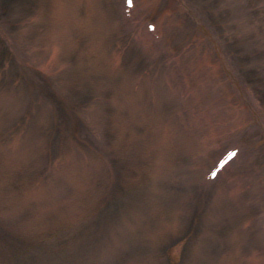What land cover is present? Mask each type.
Wrapping results in <instances>:
<instances>
[{
  "label": "rangeland",
  "instance_id": "rangeland-1",
  "mask_svg": "<svg viewBox=\"0 0 264 264\" xmlns=\"http://www.w3.org/2000/svg\"><path fill=\"white\" fill-rule=\"evenodd\" d=\"M119 1L0 0V86L7 85L6 92L0 88V264H170L165 261V257H168L170 248L176 246L177 239H186L183 236L188 237L194 254L199 253L202 245L204 251L200 252L202 257L197 256L200 257L198 262L191 255L188 257L187 252L184 255L180 253L182 259L178 264H230L231 261H228L227 256H222V252H231L237 260L242 261L248 254L261 253L259 245L249 243L255 236L252 230L247 232L248 239H244L248 244L237 237L238 244H233L232 237H227L228 241L225 242L217 240V247L210 242L221 236L224 238L220 230L222 226L233 227L232 231L236 232L234 229L238 226L235 218L240 215L238 211L243 205L223 215V219L219 212L227 211L233 205L236 207L239 198L233 201L236 204L229 197L211 200L215 210L219 208L215 215H219L221 220H206L205 223L203 220L208 209H204L200 200L214 197L218 191L223 194L227 186L233 185L232 181L237 175L242 184L245 181L249 183V179L253 181L254 172L263 178L264 154L254 153L253 158L244 162L253 169V175L246 173L244 164L228 163L216 169L221 174L218 179L216 177L211 182L205 176L200 178V189L196 190L193 179L190 183L186 181L185 185V169L181 167L183 157L180 154L179 157L176 154V160H172L173 168L152 162L153 156L159 153L155 152L156 149L152 148L154 152L148 149L147 143L153 140L149 139V133L153 132L150 135L154 137L155 122L146 127L135 113L139 105L131 112L120 105V99L114 96V83L109 81L115 79L109 67L106 68L109 76L107 81L100 82L98 79V73L104 71V63L110 65L114 52L119 53L121 59L125 57V60L134 56V44L127 45L125 37L112 27L118 19L123 25ZM157 1L160 6L156 10H149L139 2L131 10L137 13L139 19L142 15L151 16L152 22L159 23L163 18L160 32H165L167 36L164 45L176 49L179 43L185 47L192 41L191 34L197 30L190 28L191 16L186 11L188 6L192 11H199V22H202L203 28L206 27L210 34L211 31L213 34L219 33L216 41L219 46L225 47L228 46L226 43L231 42L229 45L237 49L236 65L241 68L233 75L225 74L228 79L223 85L221 96H218L220 100L211 105L213 110L227 116L226 108L231 106L236 109L239 102H243L239 99L240 93L236 86H246L247 89L251 87L250 78H254L255 86V78L264 80V67L261 69L262 65H258L259 60L264 58V0H240V4L237 3L239 0ZM164 7L167 11L172 7L177 13L169 10L167 18L161 16ZM58 9L63 11L61 16L55 11ZM178 19L185 22L180 33H176L178 23H182ZM242 41H248L245 45L250 47H241ZM250 49L253 54L249 53ZM162 54L168 57L166 52ZM196 56L194 60L199 64ZM131 68L134 69V66ZM142 68L148 73L149 68ZM194 70H197L196 67ZM127 74L133 75L132 72ZM124 88L120 92L125 98L129 87L127 90ZM146 91L151 90L147 87ZM131 92L138 93L134 89ZM136 101L140 106L142 101L145 102L141 97H137ZM108 103L112 104L110 108ZM103 104L108 109H104ZM66 107L70 112L64 114L62 109ZM57 108L60 109L58 114ZM105 110H110L109 113L113 112L116 117H109L110 114ZM141 110L151 118L155 114L147 110L146 106H142ZM171 111L164 115L169 117ZM244 116L243 124L239 123L238 128L226 126L222 131L225 134L230 131L231 136L240 135L241 142L246 144L252 137L259 139L262 133L257 129L260 128L258 123L253 121V115ZM236 117L233 115L231 122H236ZM163 118L160 116L155 121L161 124ZM125 119L131 121L124 124ZM18 126L22 128L17 131ZM96 130L102 131L103 136H99ZM145 130L148 137L143 139ZM226 136L223 138L228 140L229 135ZM195 142L194 145L198 146L199 140ZM219 145L216 149H207L212 159L228 143ZM246 145L251 147L250 144ZM14 148L16 151L20 149V153L9 155ZM191 152H188L189 156L184 162L189 161L187 168L190 171L211 161L205 153L199 158ZM219 157L213 166H209L210 169L215 167ZM165 158L170 160V157ZM54 159L63 161L55 164ZM209 168H204V174ZM72 170L78 175L77 181L70 174ZM234 171H237V175ZM247 176L248 179H245ZM229 177H233L232 181ZM50 183L53 189L47 190L48 193L42 198L44 186L49 187ZM34 185L41 187V191H37L41 197L35 191H26ZM109 187L113 188V193L108 191ZM200 190L206 198L200 195L192 197L197 202L195 210L198 215V220L193 221V215H186L178 208L191 200L187 193L193 194ZM19 204L27 207L18 210ZM198 209L203 216L198 213ZM248 213L254 215L253 212ZM31 214L34 218L30 220ZM27 215L32 224L31 233L36 235L33 240H38L40 246H44L42 240L48 235L51 241L58 238L54 242V252L44 251L42 256L38 254L37 263L32 261L33 254H27L28 249L36 243H28L22 233L27 227L24 223ZM107 215L112 219L111 224L103 226L101 217ZM46 218L50 223H46ZM94 223L99 227L96 228ZM214 226H220L218 231L211 229L215 238L206 240L199 234ZM86 227H91L88 238L76 240L87 232ZM236 246L243 252L236 255ZM45 247L47 245L43 247L44 250ZM75 254L81 258L77 259Z\"/></svg>",
  "mask_w": 264,
  "mask_h": 264
},
{
  "label": "bare ground",
  "instance_id": "bare-ground-1",
  "mask_svg": "<svg viewBox=\"0 0 264 264\" xmlns=\"http://www.w3.org/2000/svg\"><path fill=\"white\" fill-rule=\"evenodd\" d=\"M138 1L140 4H143L149 10L153 8L156 10L158 6H160V4H158L159 1L157 0H133L134 7L137 6ZM124 2H126V0L119 1V3L121 4L120 10L122 11V13L121 12L120 13L122 14V20H123L122 24L123 25L121 26V23L118 19L116 20L115 25H112V27L113 29L115 30L118 29L120 31L119 34L125 37V43L127 45L130 46L131 44H134V49H133L134 56L132 55L130 57V60H125V57H122L121 59V56L119 55V53L117 54L114 52V55L112 56V59L109 62L110 65L108 66L107 63H104L105 64L104 71L103 72L101 71L102 73H98L100 74L98 79L101 80L100 82H102L103 80L107 81L109 76H108V72L106 68L109 67L110 72H112L115 78L114 80L111 79L109 81L111 82V84L114 83V86H113L115 87L113 90L114 96L115 98L120 99L119 100V103L121 102L120 105H122L123 107H127L129 111L133 110L134 107H137V105H139L138 108H140L139 109L140 111L138 112L137 110L138 108L137 109L134 108L136 110L135 113L138 114V117H140V120L142 121L143 125H146V127L148 126V124H152L155 122L154 127H153V129L155 130L154 137L150 135V133L153 134V132H150V130H148L150 132L149 139H153V140L152 141L150 140L147 143L148 149L149 148L150 150L156 149V151L153 150V152L155 151L159 153L157 155L155 153L156 157L153 156L152 162H155L154 164L159 165V166H168L170 168H173L171 167L172 160H176L177 157H175V155L178 154L177 156L179 157V154H180L181 157H183L182 162H181V167L185 169V174L183 176L185 185H186V181L190 183L191 180L193 179V181L195 182V185H197L196 190H198L200 189L199 179L202 178L203 176H206L204 174V170H205L204 168H209L210 165L213 166L218 156L219 155L221 156L222 154L224 155V153L227 152V150L231 152L234 149H237L234 153H232L233 160H234L232 164H236L239 166L240 165L242 166L243 164L245 165L244 162L247 161L248 158H253L254 149H256V152L258 151L260 155L264 154V152L262 151L264 149V80L260 79V77H259V80L258 78L257 79L255 78V82H256L255 83L256 86H255L254 78L253 80L252 78H250L249 85L251 87L247 89H246V86L245 87L241 85L236 86L237 83H235L238 93H240V95H238L239 99L240 101H243V102L241 104L240 102L239 104L237 103L239 107H236V109L230 108L231 106L226 108L227 116L223 112L222 113L216 112L211 107L213 103L219 102L220 100L218 96H221V90L223 89V85L226 83L228 79L226 78L225 74L233 75L238 72L239 68H241L240 65L238 64L236 65V63H238L237 62L238 60H236L238 58L236 57V54L238 53V51L237 49H234L233 47H231L232 45H229V43L231 42L226 43V45L228 46H225V47L219 46L216 42L217 36L219 33L212 34L211 32L210 34V32L208 31L206 27L204 28L202 27V24L198 21V17L194 15V11H190L192 9L186 6L187 8L186 11H188V13L191 16V19L189 21L190 28L192 30L194 29L197 30L195 33L192 32L193 35L191 34L192 41L185 47H183L182 44L179 43L176 46V49L172 46L164 45L167 43L166 41H164L165 37H167L165 32L161 33L159 37L156 35L155 32L154 34L151 32L150 33L147 32L148 30L146 29V25H145L146 23H144L141 19H139V17L137 16V13L135 12L133 13L132 10H130V7H131L130 5L128 6V9H127ZM237 3L240 4L242 2H240L239 0L237 1ZM182 5L184 6V3H182ZM189 6H191V4H189ZM233 8H237V6L236 7L234 6ZM165 9L166 7H164V9L162 10L163 14H161V16L163 15L166 18L170 14L169 10L173 11V13L175 11L172 7H170L168 11ZM125 10L126 11L129 10V12L128 11L123 12ZM55 11H58L60 16L63 13L61 9H58ZM176 13L177 11H175V14ZM53 16L55 17V14ZM160 20H159V23H157V25L159 27H162L160 25L164 22V20L163 18H161ZM178 20L179 22H182V23H178L179 26L177 28L176 33L183 32L182 30H180V28L185 25V22L182 19H178ZM200 26L202 28H198ZM247 42L242 41L241 47L242 46L247 47V48L250 47V46L245 45L247 44ZM165 52L167 53L168 57H165L162 54V53L165 54ZM197 53H199V55ZM249 53L253 54V50L250 49ZM194 55L195 56L197 55L196 56L197 60L200 61L199 64L198 63L196 64V61L194 60ZM122 56L124 55L122 54ZM234 59L236 60V62L234 61ZM259 62L260 64L258 65H262L260 67L262 69V67H264V58L262 57V59H260ZM253 65L255 66L256 64H254L253 62ZM133 66H134V69L131 68ZM144 66L146 68H149L148 73L145 71V69L142 68ZM194 67H196L197 70H194ZM244 70H245V67H244ZM135 71L139 72V74H137ZM128 72L130 73L132 72L133 75H128L127 74ZM259 74L257 75L259 76ZM182 75L184 77H182ZM219 77H221L220 80L216 79ZM118 79H119V82H117ZM146 85L151 91L149 92L146 91L147 89ZM123 87H125L124 89L126 90H127V87H129L128 96H127V93L124 92L126 94L125 98L123 97V95H121V92H120ZM0 88L2 89V92L7 91V85H4V86L1 85ZM130 89L131 90L134 89V91L136 92L138 91V93L131 92ZM182 93H183V96H181ZM184 93H187L186 97H184ZM137 97H141L142 100H145V102L144 101L141 102V104L143 103L142 104L143 108L146 106L147 110L151 112H155L152 118L149 116V114L144 115L145 111L141 110L142 106H140V104L136 101ZM228 101L231 102L230 98ZM105 102L107 103L106 100ZM125 102H127L126 105H124ZM114 103L115 102H112V104ZM168 103L171 104L169 105V107L167 106ZM112 104L108 103V108H110ZM106 108L107 106L104 109ZM21 109L20 111H22ZM188 109H191V111H188ZM214 109H216V107ZM170 110H172L171 114L169 115V117H166L164 113H168ZM59 111L60 109L57 108L56 113L58 114ZM62 111L64 114H66L67 112L68 113L70 112L68 107H66V109L63 108ZM104 112L109 113L110 110L108 111L105 110ZM56 113L55 114L53 113L55 117H57ZM109 114H110L109 117L111 115L116 117L113 112ZM245 114L253 115V117H256V119H254L253 117L252 119L254 123H258L257 125L260 126V128H257V129L259 130V133H262L259 139L257 137H252L251 141L249 143H246V144H250L251 146H253L254 149H252L249 145L242 143L240 140V135L231 136L229 134L230 131L229 133H226L229 135L228 140L223 138V136H226V134L224 131H222V129L226 126H229L230 128L232 127L235 128L234 126H236L238 128L239 123H241V125L243 124L242 121L245 118L244 116ZM159 115L164 116L163 118L164 122L161 124L155 121V119H158V118L160 119ZM233 115L234 117L237 116L236 122L235 121L231 122V120L233 119L232 118ZM128 121H131V119L123 120L124 124L127 123ZM55 124L58 125L57 123ZM110 124L112 123L110 122ZM20 128H22V126H18L17 131ZM96 131H98L99 136L101 134L103 136L102 131H99V130H96ZM145 131L146 133L144 132L145 135L143 134L144 135L143 139H145V136L148 135L147 130ZM233 133L234 131L232 132V134ZM195 140H199L198 146L194 145V143H196ZM224 142L228 143V146L225 147L223 145L224 150L220 152V154L214 155L212 159L211 156L208 155L207 149H214V148L216 149L217 147L221 146L219 145L220 143H224ZM37 146L39 145L37 144ZM155 146H157V148H154ZM4 147L6 148V146ZM14 149L15 150H10L11 152L8 154L15 156L19 154L21 151L20 149L18 151H16L17 150L16 148ZM187 150L188 152L192 151L190 154L196 153L199 156V158L202 157L201 155H204L205 153V156L209 157V160L211 161H209L208 163L205 162L204 166L199 165V167L197 168L194 167L195 169L191 168V171H190V169L188 170L187 168V166H189V161H187V163L184 164L187 156H189V153L187 152ZM166 156L167 158L170 157V160L168 158V161H167L165 158ZM262 156L264 157V155ZM62 161L63 160H59V162L54 161V163H60ZM211 169L213 170V168ZM249 170H250L249 173L253 175L252 173L253 169L252 170L248 169V171ZM70 174L72 175V178H76L74 180L77 181L78 175L76 176V172L72 170ZM217 174H218L217 175V179H218L221 176V174L220 173H217ZM234 174L237 175V171H234ZM233 177L232 178L229 177V180L232 181ZM257 177L258 176L256 172H254V177H253L254 180L251 181V179H249L250 180L249 183L245 181V183L242 184L238 181V175H237L234 181H232L233 185L227 186L226 189L222 191L223 194L225 195L221 194V192L218 191L215 194L216 196L211 197V198L209 197L208 199L200 200L201 202L198 201L201 204H204L203 205L204 209L206 208L208 209L206 212L207 215L205 219L203 220L204 223L206 222V220H209L211 222H214V219L215 221L221 220V217L223 219V215L226 216L230 214L229 211L235 210L239 206L242 207L241 205H243L244 207H246V205L251 206V203H252L251 208L243 207L238 211L240 212V215L237 218H235V221L237 222L236 225L238 226L237 229L236 228L234 229L236 232L232 231L233 227L227 228V226H222V228L220 229V226L219 227L214 226L212 228H209L207 231L205 230L204 232L199 233L207 240L209 238L216 237L214 236V233L212 232V230L214 231H218L219 229L222 230L221 233L225 235L224 238L221 236L220 238L218 237L214 240L211 239L210 241L213 246L217 247V242H218L217 240H219L220 242L221 241L225 242L226 240L228 241V238L231 239L232 237V240H234L233 244L235 242L238 244L239 242L237 241L238 238H241L243 239V241H245L244 239H248L246 238L248 237L247 232H250L252 230L251 233L255 234V236H253L250 239L251 242L249 241V243H252L254 246L259 245L258 247L260 248L258 250H260L261 253L255 252L253 253V255L248 254L244 258L245 259L244 260L245 262H244L240 259L237 260L236 256L233 255V253L231 254V252L226 251L228 254L225 252H222V256L224 257L227 256L226 258L228 259V261H231V263L233 264H264V229H263L264 227H262V224H264V177L258 180H257ZM245 179H248V177H246ZM40 188L41 187H39L38 185H34L30 188V190H26V189L25 190L29 191V193L31 191H35L37 195L41 197V195H39V193L37 192V191H41ZM51 189H53L51 183L49 184V187L44 186L45 193H42V198H44L46 196L45 194L48 193L47 190H51ZM108 191L110 193L114 192L112 187H109ZM201 191L202 190L193 192V194H191L190 192V193H187V195L192 196V197L200 195L202 198L203 197L206 198V196L203 194V192L201 193ZM187 195H184V196H187ZM226 197L231 198L230 201L232 202L233 201L235 202L236 199L239 198L236 201L237 203L236 207L235 205L232 206L233 209L232 207L231 208L228 207L226 209L227 211H224L222 213L219 212L221 217L219 215L216 216L215 212H217L219 208L215 210V207L213 204L214 202L212 203L211 200L217 201L218 199L216 198L225 199ZM204 200H208V201L205 202ZM234 202L233 204H236ZM196 203L197 202L191 199L190 201H187V204L180 205L178 209H180L181 212H183L186 215L188 214H190L191 216L193 215L191 220L197 221L198 215L196 214V210H195ZM22 207H27V206L26 205L22 206L21 204H19L18 210L19 209L22 210ZM213 207H214V210H211ZM200 208L203 210L202 207ZM248 211L253 212L254 215H256V213H259L260 216L258 218L256 217L257 218L256 220L261 221V224H258L257 222H255L254 221L255 216L249 214ZM198 213L202 214V216L204 215L202 212H200V210H198ZM167 217L169 218V216ZM29 218L31 220L34 218V216L31 214ZM29 218H28V215L25 216L24 218V223L27 227L22 231V233H23L24 239L28 241V243H30V241H32L33 243L34 242L38 243V244H35L38 247H35V245L34 246L32 245L31 250H30L33 254L32 258H34L33 262L36 261L37 263L38 262L37 260L39 259L38 254L39 256L40 254L42 256L44 254V253H41L42 251L53 253L54 251H52V249H54L55 244L54 242H51V243L49 242V240L51 239L48 235L47 237H45L47 238V240L45 239L47 242V247H45V250L44 248L40 250V242L38 240L35 241V239L33 240L34 236L36 235L34 233H31L32 224L29 222ZM101 218H102V222H104L103 226L105 225L107 226L111 224L112 219H110L108 215L104 217L102 216ZM46 223H50L48 218H46ZM94 225L96 224L94 223ZM87 226H89V223ZM98 227L99 225H96V228ZM28 228H30V230ZM198 229L199 227H197V230ZM253 231H255L256 233ZM90 232H91V227L87 229L86 233L82 234V237H78L76 240L87 237L90 234ZM184 237L186 239H180V241L177 239L176 246L173 248H170L168 257H165L167 258V260L165 259V261H169L170 264H178V261L182 259V257H180V253L184 255L186 254V252L187 254H189L188 257H190L191 255L193 258H196L197 259L195 260L196 262L200 260V257H202L200 256V252L204 251L203 245L201 246L200 244L201 249L199 250V253L196 254L195 252L194 254V252L192 251V248H190L191 244H189L188 237L183 236V238ZM225 237L226 238L228 237V238L226 239ZM56 238L57 237L53 238V241H55ZM199 241L197 242L199 243ZM245 243L247 242L245 241ZM182 247L190 248V249H183ZM226 247H229V245L228 246L226 245ZM236 247H237L236 249H238V251L235 250L236 255L243 252L242 250L238 248L239 246H236ZM221 251L223 250L221 249ZM75 255L77 259L81 258L78 254H75ZM198 255L200 256L199 258H197Z\"/></svg>",
  "mask_w": 264,
  "mask_h": 264
},
{
  "label": "snow or ice",
  "instance_id": "snow-or-ice-1",
  "mask_svg": "<svg viewBox=\"0 0 264 264\" xmlns=\"http://www.w3.org/2000/svg\"><path fill=\"white\" fill-rule=\"evenodd\" d=\"M129 3H133V0H128Z\"/></svg>",
  "mask_w": 264,
  "mask_h": 264
}]
</instances>
